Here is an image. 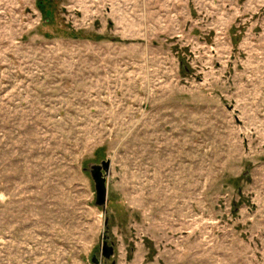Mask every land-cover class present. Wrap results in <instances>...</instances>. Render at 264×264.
Returning a JSON list of instances; mask_svg holds the SVG:
<instances>
[{"label": "rangeland", "instance_id": "rangeland-1", "mask_svg": "<svg viewBox=\"0 0 264 264\" xmlns=\"http://www.w3.org/2000/svg\"><path fill=\"white\" fill-rule=\"evenodd\" d=\"M93 256L264 264V0H0V264Z\"/></svg>", "mask_w": 264, "mask_h": 264}, {"label": "water", "instance_id": "water-1", "mask_svg": "<svg viewBox=\"0 0 264 264\" xmlns=\"http://www.w3.org/2000/svg\"><path fill=\"white\" fill-rule=\"evenodd\" d=\"M110 161L102 162L101 166L93 167L92 174L96 189V204L98 207L106 209L107 205V189H106V175L110 170ZM105 226H108V220L105 222ZM108 237L105 238L107 242ZM114 254L113 246L105 247L103 250V256L106 260L111 259ZM92 262L95 263V256L92 258ZM96 264V263H95Z\"/></svg>", "mask_w": 264, "mask_h": 264}, {"label": "flooded vegetation", "instance_id": "flooded-vegetation-1", "mask_svg": "<svg viewBox=\"0 0 264 264\" xmlns=\"http://www.w3.org/2000/svg\"><path fill=\"white\" fill-rule=\"evenodd\" d=\"M105 247H111V245H109L108 241H107V242H106V241L103 242L102 252H101V256H102V258L105 260V263H106L108 260H106V259L104 258V256H103V250H104Z\"/></svg>", "mask_w": 264, "mask_h": 264}]
</instances>
